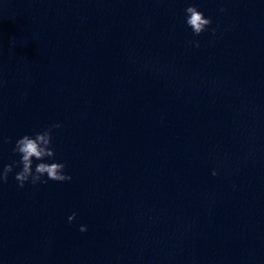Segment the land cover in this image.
<instances>
[{"label":"clouds","instance_id":"9594fccd","mask_svg":"<svg viewBox=\"0 0 264 264\" xmlns=\"http://www.w3.org/2000/svg\"><path fill=\"white\" fill-rule=\"evenodd\" d=\"M225 11L224 8L220 9ZM185 23L192 30L194 36H200L205 31L209 30L212 20L206 18L204 13L195 5H190L185 9ZM215 35L216 29H211ZM196 48L200 47L199 41H190ZM62 127L60 123H54L47 126L42 131L35 132L34 135L25 134L18 138L12 149L13 154L19 155L20 159L13 161L0 168V183H6L10 173L15 168L19 167L20 171L16 172L15 180L18 187L23 188L26 183L47 184L48 181L65 182L71 181L72 176L66 174L67 165L62 161L55 159L56 153L53 147V130ZM8 143L9 141H4ZM39 161L33 168V161ZM51 160L52 162H47ZM218 173L214 169L212 175ZM46 177V179H44ZM76 218V213L68 216V222L71 224ZM81 233L87 231L85 225L79 227Z\"/></svg>","mask_w":264,"mask_h":264}]
</instances>
